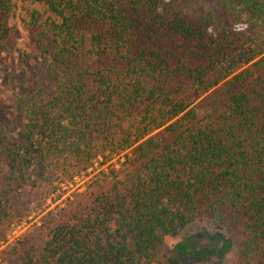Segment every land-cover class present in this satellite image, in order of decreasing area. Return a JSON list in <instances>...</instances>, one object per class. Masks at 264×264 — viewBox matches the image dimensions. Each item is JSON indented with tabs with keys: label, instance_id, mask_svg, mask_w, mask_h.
I'll use <instances>...</instances> for the list:
<instances>
[{
	"label": "trees",
	"instance_id": "1",
	"mask_svg": "<svg viewBox=\"0 0 264 264\" xmlns=\"http://www.w3.org/2000/svg\"><path fill=\"white\" fill-rule=\"evenodd\" d=\"M17 13L50 87L0 127V244L26 228L0 259L154 264L179 237L166 264H205L232 228L230 264H264V0H0L1 46Z\"/></svg>",
	"mask_w": 264,
	"mask_h": 264
},
{
	"label": "rangeland",
	"instance_id": "2",
	"mask_svg": "<svg viewBox=\"0 0 264 264\" xmlns=\"http://www.w3.org/2000/svg\"><path fill=\"white\" fill-rule=\"evenodd\" d=\"M17 13L15 18H11L8 21L9 34L3 40L0 45V127H4L9 131H15L22 126V116L14 109L12 99L14 95L25 96L28 93H32L38 88L49 90V83L44 79L43 69L40 66L38 60V54L33 45L31 44L32 33L22 27L20 18ZM237 31L243 37L250 36L251 32L238 28ZM165 48L170 49L175 55L180 56L181 51L176 46L165 45ZM115 161V160H114ZM86 181V180H85ZM84 181L76 180L75 184L64 188L66 194L60 201L70 196L72 193L81 191ZM50 204V208L60 203ZM37 219L33 221L36 222ZM211 220L204 218L202 222L195 223L190 229L191 234L195 236L212 235ZM26 228H10L4 232L6 236V242L0 244V251L6 249L9 243H11L17 236L22 234ZM222 235L230 242V248L226 254L222 256L220 260L216 258H210L205 264H230L238 256V245L243 238L242 232L238 229L226 228L222 230ZM182 239L176 238L168 241L165 246L159 251V255L154 264H166V260L172 257V252L177 243ZM190 259H184L179 264H191ZM0 264H16L14 261H2Z\"/></svg>",
	"mask_w": 264,
	"mask_h": 264
}]
</instances>
